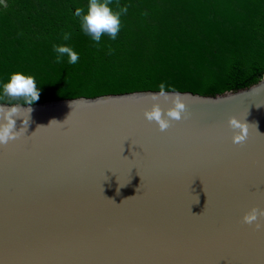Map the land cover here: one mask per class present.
<instances>
[{
	"label": "water",
	"instance_id": "1",
	"mask_svg": "<svg viewBox=\"0 0 264 264\" xmlns=\"http://www.w3.org/2000/svg\"><path fill=\"white\" fill-rule=\"evenodd\" d=\"M164 91L186 106L165 131L144 117L172 106L159 88L0 101L32 108L0 146V264H264V227L242 222L264 209V72Z\"/></svg>",
	"mask_w": 264,
	"mask_h": 264
},
{
	"label": "trees",
	"instance_id": "2",
	"mask_svg": "<svg viewBox=\"0 0 264 264\" xmlns=\"http://www.w3.org/2000/svg\"><path fill=\"white\" fill-rule=\"evenodd\" d=\"M89 0L0 1V101L19 72L35 80L39 99L159 88L215 93L247 86L264 72V0H111L120 30L99 43L76 9ZM69 33L70 38L64 39ZM78 54L57 62L53 45Z\"/></svg>",
	"mask_w": 264,
	"mask_h": 264
},
{
	"label": "clouds",
	"instance_id": "3",
	"mask_svg": "<svg viewBox=\"0 0 264 264\" xmlns=\"http://www.w3.org/2000/svg\"><path fill=\"white\" fill-rule=\"evenodd\" d=\"M111 0H89L87 12L85 13L81 8L76 9V16L81 18V26L83 30L90 34L94 41L99 43L101 35L107 33L113 40L116 38L120 30V15L127 13L128 8L124 6L119 12H113L109 7ZM70 38L69 33L64 34V39ZM54 52L57 53V62H60L61 57L65 54L68 57L70 64H75L79 57L72 48L65 45H53ZM3 91L9 97H24L26 104L31 105L39 99V91L35 80L32 76H26L19 72L12 73L7 83L3 85ZM159 97H164L165 100L171 99L172 106L167 110L160 107L158 103L152 105L150 110H145L144 117L147 121L155 122L160 131L167 130L173 121H178L182 118V113L185 112L186 106L183 103L180 94L168 95L164 91V85H160L159 94H153V100ZM26 111L30 117L32 108L26 109L18 106L4 107L0 106V146L7 145L9 141L16 140L25 131L29 120L23 118L24 127L16 130L15 118L20 117L21 111ZM55 121V120H53ZM51 121V122H53ZM50 122V123H51ZM228 125L233 129L232 140L235 144H242L248 137L247 123L240 121L237 117H229ZM264 219V209L252 208L245 213L242 222L248 225H254L256 229L264 227L260 220Z\"/></svg>",
	"mask_w": 264,
	"mask_h": 264
},
{
	"label": "flooded vegetation",
	"instance_id": "4",
	"mask_svg": "<svg viewBox=\"0 0 264 264\" xmlns=\"http://www.w3.org/2000/svg\"><path fill=\"white\" fill-rule=\"evenodd\" d=\"M2 2V0H0Z\"/></svg>",
	"mask_w": 264,
	"mask_h": 264
}]
</instances>
